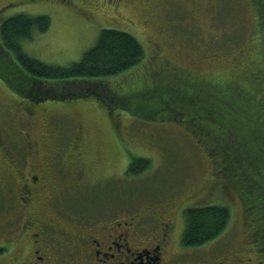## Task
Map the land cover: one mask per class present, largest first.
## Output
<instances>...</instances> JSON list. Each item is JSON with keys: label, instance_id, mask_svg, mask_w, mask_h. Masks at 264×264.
Listing matches in <instances>:
<instances>
[{"label": "rangeland", "instance_id": "rangeland-1", "mask_svg": "<svg viewBox=\"0 0 264 264\" xmlns=\"http://www.w3.org/2000/svg\"><path fill=\"white\" fill-rule=\"evenodd\" d=\"M117 7L108 0H0V26L20 13L50 16L48 30L35 28L32 38L21 40L28 55L48 64L68 67L81 60L104 28L132 33L146 54L134 69L99 81L105 90L89 92L92 86L81 90L88 91L85 96L76 93V87L68 89L71 85L65 82L52 84L56 90L49 91L39 89L27 76V84L20 78L26 86L0 77V219L22 216L20 181L8 155L21 153L23 111L32 102L36 113L29 120L32 135L39 142L42 137L56 141L62 151V167H57L55 177L64 185L53 203L44 194L39 207L45 212L55 209L63 215L62 209L71 213L79 207L75 216L90 219L119 212L121 216L124 211L137 213L172 201L179 189H201L205 180L208 187L198 197L192 201L180 198L182 219L175 218L176 227L181 229L183 224L185 229L184 211L190 206L226 205L231 222L218 237L195 248L194 254L200 256L208 248L213 253L232 254L248 241L260 248L264 224L254 212L248 213L242 189L232 185L224 170L220 172L223 153L215 152L218 164L213 165L205 147L210 139L194 134L197 124L180 113L179 98L169 100L173 90L166 89L180 86V71L184 70L189 72L182 75L189 78L194 74L196 80L222 83L237 74L238 82H228L236 90L229 91L250 99L258 87L264 91L263 83L255 84L253 78L256 72L264 80V55L260 53L264 35L259 28L264 23V0H127ZM167 58L176 67H166ZM142 94L151 95L146 104L139 100ZM76 126H82L89 139L82 167L63 155L70 150ZM255 138L257 145L264 144V138ZM39 150L40 154L45 151L42 142ZM134 157L148 158L150 167L129 175ZM35 168V164L28 166V171L35 172Z\"/></svg>", "mask_w": 264, "mask_h": 264}, {"label": "trees", "instance_id": "trees-1", "mask_svg": "<svg viewBox=\"0 0 264 264\" xmlns=\"http://www.w3.org/2000/svg\"><path fill=\"white\" fill-rule=\"evenodd\" d=\"M262 11L260 10V15ZM263 24L260 23L259 28L264 35ZM50 25V16L46 14L34 16L20 13L2 22L0 77L7 83L22 85L24 83L20 78L25 79L26 76L33 81H44L50 85L65 82L72 88L75 86L72 85L74 82L78 89L75 92L80 91V96H85L88 91H81L78 87L82 81L94 82L117 76L140 65L146 56L144 46L135 35L120 29L104 28L95 45L85 52L81 60L68 67L51 65L28 55L21 44L22 39L33 37L35 28L39 32H45ZM263 40L264 37L261 38L262 42ZM260 47L263 56V46ZM183 71H180V86L173 85L166 89L167 92L173 90L169 100L179 98L180 113L197 124L193 128V131L196 129L194 134L198 132L210 139L205 147L210 152L208 154L213 165L218 164L215 152L223 153L219 161L220 172L224 170L232 185L242 189L248 213L254 212L255 217L261 218L264 224V144L257 145L255 138H264V91L258 87L250 99L245 94L230 92L236 89L229 87L228 82H238L237 74L227 76L229 78L222 83L221 80H196L194 74L192 79L187 74L182 75L189 71ZM253 78H256L255 84L259 81L260 85H264L259 73L255 72ZM176 92L180 94L179 97ZM147 96L142 94L139 100L146 104L151 95L149 98ZM132 112L135 113L136 109ZM211 144H215V147ZM150 165L148 158L134 157L127 173L138 175ZM74 212H80L79 207H75ZM184 213L182 240L186 246H201L215 239L231 222V212L226 205L190 206ZM261 247L259 254L264 264V243Z\"/></svg>", "mask_w": 264, "mask_h": 264}, {"label": "flooded vegetation", "instance_id": "flooded-vegetation-1", "mask_svg": "<svg viewBox=\"0 0 264 264\" xmlns=\"http://www.w3.org/2000/svg\"><path fill=\"white\" fill-rule=\"evenodd\" d=\"M123 1L127 0L108 3L118 8ZM167 61L166 67H176L168 58ZM24 109L20 125L24 143H18L21 153L16 157L6 151L20 181L18 201L22 216L0 219V264H263L259 247L249 241L233 249L232 254L213 253L208 248L200 256L193 250L202 245H184L183 224L181 229L175 224V218L182 212L180 198L192 201L198 197L208 187L205 180L201 189L188 187L182 192L179 189L172 201L137 213L124 211L121 216L119 212L90 219L76 217L74 211L64 209L63 215L55 209L45 212L39 207L44 194L53 203L64 185L55 177L57 167H62V151L56 141L42 137L38 139L45 151L40 154L41 142L30 131L29 120L36 116L34 103ZM70 139V150L63 155L82 167L89 140L83 127H73ZM33 164L35 172L28 171Z\"/></svg>", "mask_w": 264, "mask_h": 264}, {"label": "water", "instance_id": "water-1", "mask_svg": "<svg viewBox=\"0 0 264 264\" xmlns=\"http://www.w3.org/2000/svg\"><path fill=\"white\" fill-rule=\"evenodd\" d=\"M34 83H35V84H36V83L39 84V89L41 88V89H46V90H49V91H51V90H56V88H55L53 85H50L49 83L44 82V81H37V80H35ZM72 85H75V86H73V87H76L77 84L73 82ZM81 85H83V86H81ZM88 86H92V87H93V91H90V92H94V93H95V92L98 93L100 89H102V90H105V89H106L105 87H103V84H102V85L99 84V81H98V82H96V81H94V82L82 81V83L79 84L78 87H80V88H79L80 90H83L84 88H87ZM37 87H38V86H37ZM69 88H72V87L69 86L68 89H69ZM76 88H77V87H76ZM76 90H78V89H76ZM76 93H77V92H76ZM69 94H70V92H69ZM73 95H75V93H74Z\"/></svg>", "mask_w": 264, "mask_h": 264}]
</instances>
